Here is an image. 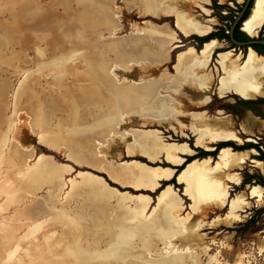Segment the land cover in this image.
<instances>
[{
	"label": "rangeland",
	"instance_id": "1",
	"mask_svg": "<svg viewBox=\"0 0 264 264\" xmlns=\"http://www.w3.org/2000/svg\"><path fill=\"white\" fill-rule=\"evenodd\" d=\"M219 12L212 0H0V264H264V213L241 231L255 208L206 210L187 180L158 190L175 174L165 164L181 165L173 136L192 138L191 118L162 123L161 91L217 86L212 59L199 84L188 40L193 25L225 26ZM151 79L155 103L139 88Z\"/></svg>",
	"mask_w": 264,
	"mask_h": 264
},
{
	"label": "crops",
	"instance_id": "2",
	"mask_svg": "<svg viewBox=\"0 0 264 264\" xmlns=\"http://www.w3.org/2000/svg\"><path fill=\"white\" fill-rule=\"evenodd\" d=\"M192 27L204 29L201 30L202 32H196L199 35H205L211 30L210 28L206 29L207 27L200 28L197 25ZM263 27L264 0H255L250 16L243 23L242 31L251 37H258ZM225 47H228V44L217 39L205 44L199 54L200 57H198L197 63L195 62L196 67H194V71L197 72L194 76L199 77V84L204 83V71L214 52ZM143 58L145 62L144 73L147 77L152 71L151 61L149 57ZM215 61L222 74L217 86L214 89L212 88L211 92H206V89L201 85L191 89L186 88L185 92L181 89L178 92L177 88L179 87H176V90L173 91L171 88L174 86H171L170 89L168 87L162 89V98L158 100L160 102L159 116L164 121L162 123L170 124L173 127L177 126V129H183L179 126V123H182L181 121L184 119L191 118L192 124H185V127H188V130L192 132L195 146L204 150H213V144L219 141L230 140L239 145L247 142L257 143L258 140L264 137V120L262 118L250 110H246L244 116L239 118L222 109L211 111V109L206 108V105L211 101L213 94H217L219 97L236 94L243 99L264 98V57L253 50L243 53L232 49L218 53ZM183 62H185V59L181 57L180 63ZM152 84L151 79L147 81L146 85L139 87L144 90L148 103L149 101L155 103L154 99H157L154 97V86ZM114 90L120 93L123 92L122 89H117V87ZM176 93H178L177 96H175ZM153 106L152 104L151 107L153 108ZM191 110L196 111L187 112ZM172 149L177 152V160L172 162H178V164L184 162V156L195 153L187 143L177 145V147H168L166 149L167 155L168 151ZM257 155L259 153L255 149L234 151L232 148H224L220 151L216 161L208 157L190 163L179 174L177 181L178 183H181V180L188 181L190 186L183 183L184 188L186 192L190 191L193 194L192 197L199 207L210 210L213 205L219 208L227 206L226 211L228 213L239 215L243 211L264 205V201H255V203L250 201L255 198L252 194L253 190H262L264 193V188L259 185L248 186L246 191L239 192L234 196L229 195V199L227 198L230 194L229 189L242 183L243 175L241 171L246 166L255 168L264 175V163L254 158ZM225 182L229 183L227 188L224 187L223 183ZM248 194L251 196L249 197Z\"/></svg>",
	"mask_w": 264,
	"mask_h": 264
},
{
	"label": "trees",
	"instance_id": "3",
	"mask_svg": "<svg viewBox=\"0 0 264 264\" xmlns=\"http://www.w3.org/2000/svg\"><path fill=\"white\" fill-rule=\"evenodd\" d=\"M254 1L253 0L248 8V10L246 11L242 21L237 25L235 31H234V37L238 40V41H243V42H247V41H252L254 38L250 37L248 34H246L245 32L242 31V26L243 23L248 19V17L251 14V10L253 8L254 5ZM213 3V9H215L217 12H219L220 10L223 9H227L228 10V14L227 15H222L220 12V18L221 21L225 22V26L222 27H217L216 31L207 34L205 36H193L191 39L194 40V42H196L197 48L201 49L203 47V45L207 42L209 43V41L213 40V39H218V40H227L230 41V28L232 26V24L234 23L238 13L241 11L242 7H240L238 10L228 6V5H221L218 4L217 0H212ZM264 29V27H263ZM263 29L260 32L259 35V39L263 40L264 39V33H263ZM254 50L255 52H257L259 55L264 56V45H254ZM232 49H240L239 47L231 44V46L229 48H224V49H219L216 51V54L221 53V52H225V51H229ZM240 50H244V52H247V48L246 47H242ZM230 98H232L234 100V103H224V99L222 98H214V100L208 105V108H215V107H219L220 109H224L230 113H232L233 115L236 116H241L244 113L245 109L251 110L252 112H254V114H256L257 116L261 117L262 119H264V109L262 108V106H264V98H258V99H243L240 96L236 95V94H232L229 96ZM175 140L181 142V143H188L190 145V147L196 151V153L192 156H188L186 157L185 162L182 165L179 166H174V165H170L168 163L165 164V167H171L172 169L175 170V175L173 176L172 179L168 180V181H164L162 183V186L158 189L159 192L162 191L165 187L167 186H174L177 189H182V185H180L177 181V177L178 175L193 161L198 160V159H204L207 157H213L216 158L219 154V152L224 149V148H232L234 151H245V150H249V149H255L258 151L259 155L256 156L255 158L258 160H261L264 162V141H260L258 143H245L243 145H239L237 143H235L234 141H221L216 145V149L213 151H206L202 148H198L194 145V139L190 138V139H183L181 137H175L173 136ZM243 182L240 186H235L233 187L231 193L234 194L236 192H239L243 189H245V187L247 185H260L262 187H264V176L259 173V172H255V173H250L247 170L243 171ZM264 213V207L260 208L258 210H255V214H262ZM256 222V218L253 217L252 219H250L242 228H240L239 230L241 231H247L251 226L255 225Z\"/></svg>",
	"mask_w": 264,
	"mask_h": 264
},
{
	"label": "flooded vegetation",
	"instance_id": "4",
	"mask_svg": "<svg viewBox=\"0 0 264 264\" xmlns=\"http://www.w3.org/2000/svg\"><path fill=\"white\" fill-rule=\"evenodd\" d=\"M245 2H246V1H245ZM254 2H255V1H254ZM244 4H245V3H244ZM243 6H244V5H243ZM243 6H242V8H243ZM253 6H254V5H253ZM217 27H222V26L217 25V26L214 28L213 31H210V32H208L207 34H210V33L214 32V31H216V28H217ZM231 27H232V26H231ZM230 29H231V28H230ZM262 29H263V28H262ZM261 31H262V30H261ZM243 32H244V31H243ZM229 33H230V32H229ZM263 33H264V29H263ZM207 34H205V35H207ZM205 35H197V36H205ZM259 35H260V34H259ZM193 36H195V35H193ZM193 36H191V37H190V40H188V41H189V42L191 41L192 43H194L195 46H197L198 44H197L196 42H194V40L191 39ZM263 36H264V35H263ZM250 37H251V36H250ZM252 38H254V39L257 38V39H259V36H258V37H252ZM254 39H253V40H254ZM213 40H215V39H213ZM217 40H218V39H217ZM263 40H264V39H263ZM211 41H212V40H211ZM211 41H209V42H211ZM219 41H224L225 43L229 44L230 46H231V44H233L231 41H227V40H219ZM207 43H208V42H207ZM205 44H206V43H205ZM205 44L203 45V47L205 46ZM229 45H228V46H229ZM233 45H234V44H233ZM203 47H202L201 49H198V48L196 47V48L198 49L199 53L201 52V50L203 49ZM222 49H224V48H222ZM240 49H241V48H240ZM218 50H219V49H218ZM216 51H217V50H216ZM216 51L214 52V54H213V56H212V61H214V60L216 59V56H217ZM244 53H245V52H244ZM257 54H258V53H257ZM230 95H232V94H229V95L226 96V97H219L217 94H213V96H212V98H211V101L206 105V108H207V109H213V108H208V105L214 100V98H221V99L223 98V99L225 100V101H224L225 104H227V103H228V104H229V103H234V101H233V102L230 101V100L232 99V98L229 97ZM262 108L264 109V106H262ZM222 110H224V109H222ZM245 110H248V109H245ZM245 110H244V112H245ZM250 111H251V110H250ZM227 112H228V111H227ZM229 113H230V112H229ZM253 113H254V112H253ZM231 114H232V113H231ZM255 115H256V114H255ZM258 117H259V116H258ZM260 118H261V117H260ZM263 120H264V119H263ZM192 138L194 139V136H193V135H192ZM229 141H230V140H229ZM219 142H221V141H219ZM219 142L213 144V150L216 149V145H217ZM184 143H186V142H184ZM235 143H236V142H235ZM247 143H249V142H247ZM252 143H253V142H252ZM257 143H258V142H257ZM187 144H188V143H187ZM194 145H195V144H194ZM189 146H190V145H189ZM190 148H191V147H190ZM198 148H199V147H198ZM191 149H192V148H191ZM192 150H193V149H192ZM213 150H206V151H213ZM249 150H250V149H249ZM193 151H194V150H193ZM256 151H257V150H256ZM194 152L196 153V151H194ZM195 153H194V154H195ZM194 154H193V155H194ZM219 154H220V152H219ZM219 154H218V155H219ZM188 156H192V155H186V156H184V162H185V160H186V157H188ZM257 156H258V155H257ZM255 157H256V156H255ZM207 158H208V157H207ZM211 158H213V157H211ZM217 158H218V156H217L216 158H213V160L216 161ZM198 160H200V159H198ZM260 161H261V160H260ZM184 162H183V163H184ZM262 162H263V161H262ZM183 163H182V164H183ZM263 163H264V162H263ZM182 164H181V165H182ZM176 166H179V165H176ZM246 170H247V169H246ZM243 171H244V170H243ZM247 171H249V170H247ZM249 172H250V173H255V172H251V171H249ZM181 173H182V172H181ZM181 173H180V174H181ZM259 173H261V172L259 171ZM261 174H262V173H261ZM174 175H175V174H174ZM242 175H243V172H242ZM262 175H263V174H262ZM178 176H179V175H178ZM263 176H264V175H263ZM177 178H178V177H177ZM243 179H244V176H243ZM163 182H164V181H163ZM163 182H162V183H163ZM242 182H243V181H242ZM162 183H161V186H162ZM241 184H242V183H241ZM241 184H240V185H241ZM180 185H181V184H180ZM240 185H237V186H240ZM248 186H255V185H247L245 188H247ZM259 186H260V185H259ZM167 187H169V186H167ZM233 187H235V186H233ZM261 187H262V186H261ZM165 188H166V187H165ZM165 188H164V189H165ZM262 188H264V187H262ZM164 189H163V190H164ZM163 190H162V191H163ZM162 191H160V192H162ZM241 191H242V190H241ZM241 191H239V192H241ZM239 192H238V193H239ZM226 207H227V206H226ZM263 207H264V205H263L262 207H260V208H263ZM260 208L252 209V210H253V215L249 218V220L252 219L253 217L256 218L255 210H258V209H260ZM226 210H227V209H226ZM262 214H263V213H262ZM257 215H258V214H257ZM249 220H248V221H249ZM248 221H247V222H248Z\"/></svg>",
	"mask_w": 264,
	"mask_h": 264
},
{
	"label": "water",
	"instance_id": "5",
	"mask_svg": "<svg viewBox=\"0 0 264 264\" xmlns=\"http://www.w3.org/2000/svg\"><path fill=\"white\" fill-rule=\"evenodd\" d=\"M253 0H246L243 8L241 9V11L238 13L234 23L232 24V27L230 29V41L237 47L242 48V47H246L247 50H254V45H264V40L261 39H254L252 41H247V42H243V41H238L235 37H234V31L237 27V25L242 21L246 11L248 10L251 2ZM257 53V52H256ZM264 57V56H263Z\"/></svg>",
	"mask_w": 264,
	"mask_h": 264
},
{
	"label": "bare ground",
	"instance_id": "6",
	"mask_svg": "<svg viewBox=\"0 0 264 264\" xmlns=\"http://www.w3.org/2000/svg\"><path fill=\"white\" fill-rule=\"evenodd\" d=\"M262 12V11H261ZM263 14V13H262ZM185 27V26H184ZM191 31H195V32H199L196 28H193V29H191ZM207 51H208V49H207ZM168 155H169V157H170V159L172 160V161H176L177 160V152L176 151H173V149L172 150H169L168 151ZM192 179V178H191ZM192 184V183H191ZM255 192H257V190L255 191ZM264 194V193H263ZM193 195V194H192ZM256 195V194H255ZM257 198V197H256Z\"/></svg>",
	"mask_w": 264,
	"mask_h": 264
}]
</instances>
